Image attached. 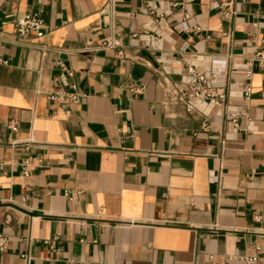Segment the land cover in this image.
<instances>
[{"label":"crops","instance_id":"crops-1","mask_svg":"<svg viewBox=\"0 0 264 264\" xmlns=\"http://www.w3.org/2000/svg\"><path fill=\"white\" fill-rule=\"evenodd\" d=\"M231 10L0 0V264H264V0ZM26 13L42 37L16 36ZM188 67L224 102H167ZM71 84L78 102L47 99Z\"/></svg>","mask_w":264,"mask_h":264},{"label":"built area","instance_id":"built-area-1","mask_svg":"<svg viewBox=\"0 0 264 264\" xmlns=\"http://www.w3.org/2000/svg\"><path fill=\"white\" fill-rule=\"evenodd\" d=\"M232 3L233 0H218V6L224 15L228 16L232 13ZM161 14H157V17H161ZM10 15L5 16L3 23L9 19ZM16 36L21 40H27L30 34H34L36 38H40L44 35L45 29L43 28L42 19L38 14L35 13H26L21 16L11 19ZM111 46V43H103L102 46ZM39 50L42 54L45 53L46 47L43 45L39 46ZM117 55L123 56L122 51L118 50ZM252 59L257 62L261 67H264V41L259 45L253 53ZM186 74L189 77L188 92H181L175 86H164L165 99L169 103H179L182 104L187 112H193L194 101L205 102L211 106L219 105L224 102L226 94L224 90L220 88L212 87L208 78L203 74V72L197 70L194 67H188L186 69ZM251 75V70H246L244 72L245 79H249ZM70 88L62 91H53L47 95V99L50 101H58L63 107H67L69 104H73L79 101V94L76 91L74 85H68ZM250 92L249 84L246 83L244 86L243 96L244 99L247 98ZM235 116V115H233ZM234 122V119H231ZM206 123L202 124V128H206ZM9 128L12 131L17 129L15 123H10ZM33 158L23 160L19 165L21 167V173L23 175H28L30 167L32 166ZM6 248V239L0 234V251H3ZM22 258L27 262L28 257L22 255ZM248 262L256 261V257L247 258Z\"/></svg>","mask_w":264,"mask_h":264}]
</instances>
